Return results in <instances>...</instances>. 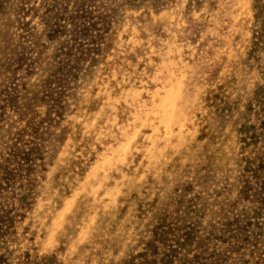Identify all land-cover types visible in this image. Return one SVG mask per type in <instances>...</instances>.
I'll list each match as a JSON object with an SVG mask.
<instances>
[{"label":"rangeland","instance_id":"rangeland-1","mask_svg":"<svg viewBox=\"0 0 264 264\" xmlns=\"http://www.w3.org/2000/svg\"><path fill=\"white\" fill-rule=\"evenodd\" d=\"M0 264H264V0H0Z\"/></svg>","mask_w":264,"mask_h":264}]
</instances>
